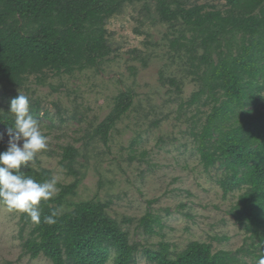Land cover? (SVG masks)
<instances>
[{
  "label": "trees",
  "instance_id": "obj_1",
  "mask_svg": "<svg viewBox=\"0 0 264 264\" xmlns=\"http://www.w3.org/2000/svg\"><path fill=\"white\" fill-rule=\"evenodd\" d=\"M224 1L218 7L191 0H0V84L9 86L47 71L71 75L97 68L112 51L105 20L125 3H152L158 20L167 25L164 38L171 57L185 73L161 72L159 79L173 90L178 111L194 107L201 116L191 121L189 132L204 168L222 170L223 195L237 192L229 212L245 233L243 245L234 251H214L210 242L199 240L175 253L165 240L144 246L131 241L107 214L105 202L79 201L61 211L65 197L75 192V181L41 202L38 225L21 214L23 226H31L22 246L30 258L43 256L52 264H135L141 251L152 264L257 262L258 245L264 242V0ZM187 76L197 89L183 98ZM134 96L131 89L120 91L94 136L107 143ZM0 123L8 128L13 119L0 115ZM6 147L0 140V151ZM76 154L73 146L62 149L61 162L70 170ZM22 171L39 182L52 178L51 170L32 163ZM53 210L56 223H44ZM139 225L144 234L155 235L161 218L148 210Z\"/></svg>",
  "mask_w": 264,
  "mask_h": 264
},
{
  "label": "rangeland",
  "instance_id": "obj_2",
  "mask_svg": "<svg viewBox=\"0 0 264 264\" xmlns=\"http://www.w3.org/2000/svg\"><path fill=\"white\" fill-rule=\"evenodd\" d=\"M191 2L218 7L225 3ZM105 29L112 51L97 68L71 75L47 71L29 76L21 86L0 84V115L14 120L8 112L10 100L19 92L29 97L30 113L48 137L47 149L37 153L32 165L51 170L59 191L77 181L61 211L79 201H102L131 241L144 246L165 240L175 253L199 240L210 242L214 251L236 250L245 237L229 212L237 192L223 195L218 181L222 170H206L200 161L189 131L191 121L201 116L194 107L178 111L173 90L159 79L161 72L185 76L164 38L167 25L158 20L152 3L133 2L107 18ZM126 89L135 94L133 105L104 143L93 132L112 109L115 96ZM196 89L190 76L183 78V98ZM6 130L0 123V133ZM7 139L5 135L6 145ZM68 145L77 149L72 170L61 162ZM148 210L161 218L158 233L151 236L139 225ZM30 228L23 226L21 213L0 204V264H52L23 252ZM136 258L135 264H152L141 251ZM247 263L256 264L250 259Z\"/></svg>",
  "mask_w": 264,
  "mask_h": 264
},
{
  "label": "clouds",
  "instance_id": "obj_3",
  "mask_svg": "<svg viewBox=\"0 0 264 264\" xmlns=\"http://www.w3.org/2000/svg\"><path fill=\"white\" fill-rule=\"evenodd\" d=\"M13 117L12 126L6 133H0V140L7 135V147L0 151V204L9 211L25 214L32 223H41L42 201H49L58 194L57 180L51 178L43 182L25 175L23 169L34 162L37 153L46 150L48 137L45 136L36 118L30 113L29 97L19 92L9 103ZM57 212L44 216L43 222L56 223ZM256 264H264V242Z\"/></svg>",
  "mask_w": 264,
  "mask_h": 264
}]
</instances>
